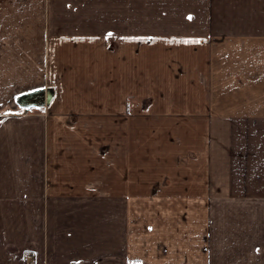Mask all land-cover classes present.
Returning <instances> with one entry per match:
<instances>
[{
    "label": "crops",
    "instance_id": "obj_1",
    "mask_svg": "<svg viewBox=\"0 0 264 264\" xmlns=\"http://www.w3.org/2000/svg\"><path fill=\"white\" fill-rule=\"evenodd\" d=\"M250 105L264 0H0V264H264Z\"/></svg>",
    "mask_w": 264,
    "mask_h": 264
},
{
    "label": "rangeland",
    "instance_id": "obj_2",
    "mask_svg": "<svg viewBox=\"0 0 264 264\" xmlns=\"http://www.w3.org/2000/svg\"><path fill=\"white\" fill-rule=\"evenodd\" d=\"M134 105L135 104H132V102L129 101L126 104V110H128L130 106L132 107ZM244 107H249V110L251 112H254V114H256L257 112L264 113V106H259L258 110L256 109L257 108L256 105H250V106H244ZM225 117H227L231 120L235 119L236 120L235 122L237 124H239L240 128L245 127V126H241V125L244 124V121H246L244 119V117H246V116H225ZM252 119L254 120L253 124H252ZM201 123H202V126H204L203 121ZM217 123H219V122H217ZM246 123H248L249 128H256V129L260 130V132H263L262 130H264V116H248V121H246ZM246 143H247L246 145H252L255 147L256 146H262V145H264V138L257 137L255 135H251L249 137V139L246 141ZM263 158H264V154H262L261 152H259L258 154H254V157L251 158L250 161L249 160L245 161L246 165H245V167H242L241 169L243 170V172L247 173L248 168L251 171L252 170L251 168L257 167L258 169L252 170V172H261L263 165L260 166V164H264V160H262ZM247 175H248V173H247Z\"/></svg>",
    "mask_w": 264,
    "mask_h": 264
},
{
    "label": "snow or ice",
    "instance_id": "obj_3",
    "mask_svg": "<svg viewBox=\"0 0 264 264\" xmlns=\"http://www.w3.org/2000/svg\"><path fill=\"white\" fill-rule=\"evenodd\" d=\"M189 18H191V17H189ZM111 35H112V33H108V36H111ZM185 42L187 43V41H185ZM196 42L198 43L199 41H196Z\"/></svg>",
    "mask_w": 264,
    "mask_h": 264
},
{
    "label": "built area",
    "instance_id": "obj_4",
    "mask_svg": "<svg viewBox=\"0 0 264 264\" xmlns=\"http://www.w3.org/2000/svg\"><path fill=\"white\" fill-rule=\"evenodd\" d=\"M30 257H28V259H29Z\"/></svg>",
    "mask_w": 264,
    "mask_h": 264
}]
</instances>
